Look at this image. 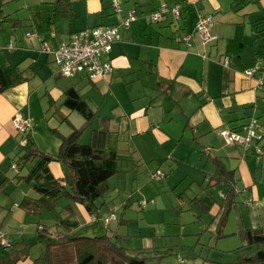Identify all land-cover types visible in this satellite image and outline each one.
<instances>
[{
  "label": "crops",
  "instance_id": "1",
  "mask_svg": "<svg viewBox=\"0 0 264 264\" xmlns=\"http://www.w3.org/2000/svg\"><path fill=\"white\" fill-rule=\"evenodd\" d=\"M53 1L55 0H37L30 4L25 19L17 17V27H28L33 19L29 9L43 2ZM81 1L85 4H80L75 9L73 0L71 13L57 20L47 40L39 35L33 37L40 42L41 52L32 43V51H38L39 54L35 59L31 58L27 65L22 60L17 63L6 58L5 51H13L15 46L11 37L5 44L0 37V57L3 64L12 67L19 64L26 76L23 83L9 87L0 94V183L6 186L4 191H0V210L20 207L30 215L29 222L33 216L41 217L44 210L27 209L21 204L24 198H36L38 195L19 177L28 172L31 163L22 166L14 159L25 142L26 135L16 130L13 125L14 116L21 113L30 121L29 132L37 147L55 156L59 151L61 135H69L73 128H78L71 117L74 112H78L63 104L64 93L71 88L77 91L81 88L79 92L91 109L100 118L111 119V138L120 154L118 173L113 177L118 178L128 168L133 173V183L138 187L134 185L129 190L127 187L131 184V178H125L123 182L119 179V186L126 187L125 190L120 189L126 199L120 196L119 203L114 202L112 205L111 201H115L116 196L111 200L105 198L108 209L104 205L95 214L88 213L85 206L76 201L77 213L71 205L73 198L58 200V204L51 210L46 209L56 216L57 228L53 231L54 235L65 234L60 223L66 218L77 225L74 227L73 224L72 232L97 224L98 218L106 217L111 212H115L116 219L113 220L116 222L111 220L110 224L124 223L125 219L122 216L119 220L117 212L123 209L125 215L135 207L134 193L144 191L145 185L148 192L146 196H150L147 200L154 201L151 204L158 202L156 209L160 211L156 212L158 216H154L156 219L151 222L150 216L144 217L149 224L165 227V233H169L173 226L183 230L186 214L182 210L188 205L195 218L193 223L198 225L199 231L197 234H189V237L197 241L195 247H192L193 245L184 242L183 233L158 234L154 230L150 234L151 243L145 245L142 242L144 249H152L159 254V248L171 246L170 243L177 237L173 246H179L181 250L185 248V252L192 253L188 255L194 259L192 264H197V259L201 261L200 264H237L241 256L239 254L246 255L254 250L244 240L243 232L264 228V84L259 82V78L264 77V0H120V12L113 8V0H78ZM163 4L170 8L181 4L182 16L178 24L173 22L174 16L170 11V15L167 12V16H163L160 21H150L151 13ZM130 9L136 10L137 18L130 26L125 27L122 20ZM207 14L213 16L210 33L217 37L208 43L193 34L198 15ZM63 22L67 23V39L62 34L59 36L62 32L59 25ZM173 23L176 26L173 27ZM99 25L119 27L121 39L113 44L109 53L114 66L113 73L98 80H91L85 74L63 76L53 54L45 51L43 44L47 43L54 48L69 41L73 34ZM15 29L10 31L14 33ZM28 29L32 31L29 27ZM188 36L189 41H185L184 38ZM15 38L18 39L19 36L16 35ZM226 57L231 60L229 67L220 63ZM33 64H36V68ZM251 68L255 70L252 76L246 73ZM40 70L42 77L47 72L50 89L43 83V78L39 81ZM84 79L88 86L91 85L90 90L88 86L78 87ZM83 89H86V95L96 93L94 105H91ZM34 109L44 113L39 116L38 121L33 114ZM42 118L46 122V129L43 128L46 132L41 133L44 141L47 140L48 149L47 145L46 149L40 147L36 133H33L35 123L40 126ZM255 119L257 136L250 148L244 149L240 143L227 141L221 134L222 130L227 129L244 137ZM84 123L85 120L79 127ZM99 125V117L88 123L81 136L85 142L82 144L91 143L93 132ZM255 153L257 160H254ZM56 162L58 161L50 163V170L65 185L64 167L61 162ZM218 162L232 173L230 179H216ZM157 171L164 174V178L157 181L164 189L154 193L152 183L156 180L152 177L154 181L150 180V172ZM143 178L147 179L143 180L145 183ZM171 182L174 183L170 185ZM20 184L25 185L27 191H16L15 187ZM184 184H187L184 190L190 196L189 199L183 198L184 194L177 196L178 188ZM110 189L109 185L108 191ZM169 192L173 202L167 198ZM18 199L20 205L17 204ZM226 201L231 205L228 212L222 208ZM63 202L68 204L60 206ZM176 202L181 211H170L174 212L170 217H179L180 223L173 222L171 227L165 217L168 210L176 208ZM145 203L139 206L144 209L149 204L147 201ZM7 213L10 215L5 217V222L9 224L8 219L12 218L11 222L15 220L17 212ZM2 214L0 212V218ZM4 226L5 223H0V230L5 232L8 239L0 238V264H32L33 255L29 249L37 242L31 241L28 233H21L19 226L14 225L12 231H7ZM90 229L92 228L88 227L84 231L91 233ZM96 229L100 230L99 226L96 225ZM37 230L34 238L39 234V229ZM208 236L211 239L206 244L203 243ZM224 239L227 243L236 241L238 245L226 247ZM214 240L216 242L213 245ZM200 245L208 249L206 257L202 251L201 255H197ZM169 253H172V249ZM225 253H230L231 259H223L221 256H226ZM234 253L237 254L236 257ZM184 260L187 259L184 257L181 264H185ZM165 261H169L166 264H174L172 257L161 263L165 264Z\"/></svg>",
  "mask_w": 264,
  "mask_h": 264
},
{
  "label": "trees",
  "instance_id": "2",
  "mask_svg": "<svg viewBox=\"0 0 264 264\" xmlns=\"http://www.w3.org/2000/svg\"><path fill=\"white\" fill-rule=\"evenodd\" d=\"M4 3L5 0H0V27L4 29L5 25H9V28L15 29L19 20L18 12H14L15 18L12 14H6L2 8ZM72 8L73 0L43 2L29 9L33 19L28 27L32 30L31 32H35L47 40L51 36L52 28L57 20L60 17L68 16ZM131 10L136 13L135 9L127 10V12ZM150 21L156 22L151 19ZM25 80V70H21L19 64L14 67L6 66L0 57V94ZM64 96L63 104L81 114L85 123L81 127L73 128L69 135H61L59 151L55 156L41 151L32 138L30 129L28 130L25 142L14 159L17 164L22 166L31 163L28 172L19 177L38 197H26L21 204L24 208L36 211L43 208L51 210L58 204V200L73 198L83 204L88 213L95 214L106 205L105 195L108 191V181L118 173L120 154H118L116 145H113V138H111L112 132L109 129L111 119L100 118L91 109L84 96L75 88L65 92ZM95 117H99L100 125L94 130L91 143L82 144L80 142L82 133ZM254 122L255 135L257 136V120L255 119L251 123ZM53 131L56 130L53 129ZM52 161L61 162L65 167V185H62L60 180L52 174L49 167ZM231 175L232 173L222 167L219 162L216 164V179H230ZM5 187L3 183H0V191H4ZM230 207L231 205L227 201L222 206L223 209L225 208V212H228ZM104 218H98L97 224L87 225L75 232L71 230L77 225L66 218L60 223L65 234L56 233V236L53 231L40 225L39 234L35 236L34 240L37 243L33 244L38 246V254L33 257L32 264H65L59 262L60 256L53 252V248L71 243L75 246V252L73 251L75 260H70V264H149L150 260L162 257L163 254L158 256L152 249L139 248L136 249L138 251H133L125 247L120 243L121 237L117 231L111 226L105 227ZM73 224L74 227H72ZM96 225L100 230L96 229ZM88 227L92 228L90 229L91 233L84 231ZM242 236L249 246L254 247V251L241 255L237 264H264V228L248 229L243 232Z\"/></svg>",
  "mask_w": 264,
  "mask_h": 264
},
{
  "label": "rangeland",
  "instance_id": "3",
  "mask_svg": "<svg viewBox=\"0 0 264 264\" xmlns=\"http://www.w3.org/2000/svg\"><path fill=\"white\" fill-rule=\"evenodd\" d=\"M36 1L37 0H5V3L3 4L2 8L5 11V13L12 14V16L14 18L16 17L14 15V12L17 11L18 12V17L23 20V19H25V17L28 14L27 13V7H29L30 4L35 3ZM74 3H75V9L78 6H80V4H85L84 1L78 2V0H74ZM163 5H166V4H163ZM168 15H170V12H168ZM165 16H167V14L164 15V17ZM173 22L178 24L179 20L174 18ZM25 24H26V22H25ZM174 25L176 26V24L173 23V27H174ZM59 26L61 27L60 29L62 31L61 33H59V36L62 34L61 36H63L65 39H67V37H68V32H66L67 31V27H66L67 23L63 22ZM10 30H11V28H9V25H5L4 29L0 28V37L2 39L3 44H5L8 41V39L11 37L12 38L11 41L13 42V45L15 46V49L13 51H5L6 58L8 60L9 59L10 60L13 59V61L17 62V63L20 60H22V62H24V65L29 64L30 59L31 58L35 59V56H37L39 54L38 51H32V49H31L32 43H34L38 47V49L40 51V47H41L40 42L37 39H35L33 37H28L26 35L27 32H31V31H29L28 27H26L25 25L24 26H18L15 29L14 33H12ZM16 35L19 36L18 39L15 38ZM220 63L223 66V59H221ZM35 65L33 64L34 68H36ZM40 73H41V70H40ZM42 78H43V83L47 86V88L50 89L51 83H49V78L47 77V72L43 73V77H42V73H41V75L39 76V81ZM86 86H88V82H87V80L85 81V79H84V81H82V83L78 84V87L84 88ZM87 88H89L88 90H90L91 89V85H89ZM80 89L81 88H79V90ZM86 89H83L84 92H85V95H86V92H87ZM104 92H105V90L102 91L103 94H104ZM86 97H87V99L90 100L91 105L95 104L94 101L96 102V100H97L95 92H92L90 95L87 94ZM34 110L35 111H34L33 114L35 115L36 120L38 121L39 120V116L41 117V115H44V113L43 114L39 113L37 111V109H34ZM71 117H72L73 123H75L78 127L84 121V118L79 113H76V112H74ZM40 121H41V122H39V124L41 123L40 126H37V124L35 123L34 128H33V130H34L33 133H36L35 136H36L37 142L39 143L40 147L42 149H46V145H47V149H48L49 145L46 142L47 140L44 141V139L42 138V133H41V132H43V133L46 132L43 129L46 126V122L43 120V118H42V120L40 119ZM65 129H66V127L63 128V130H65ZM87 134H89V132ZM80 142L81 143H85L84 142V138H81ZM242 147L244 148L245 146H242ZM254 160H257V154L256 153H255ZM56 163H58V162H56ZM62 165L63 164H61V166ZM254 166H255V164L253 165V167ZM119 169H121V168H119ZM126 170H127V172H125V171L121 172L118 178H117V176L116 177H112L108 181L109 185L111 186V189L106 193L105 198H107L109 200H111L112 197L114 199L115 196L117 198L115 201L114 200L111 201L112 205H114L113 204L114 202L119 203L120 196H122L123 199H126V195L123 194V193H120V189L125 190L126 187L125 186H119V179H120L121 182H123L127 178L128 179L131 178L130 179L131 180V184H130L129 187H127L129 190H131L134 185H136L135 186L136 188L138 187L137 184L133 183V181H134V179L132 177L133 173L131 171H129L128 168ZM64 172L66 173L65 167H64ZM151 173L152 172H150V180H152L151 177L154 180H156V182L152 183V187H153L154 193L162 191L164 188L161 186V183L157 182V181H160L162 178H164V174H162L161 171H157V172H154L152 174ZM160 175H162V176H160ZM143 180L147 181V179H145V178H143L142 181ZM154 180H152V181H154ZM144 181H143V183H145ZM173 183L174 182H171L170 185H172ZM186 185L187 184H184L183 186L178 188L177 196L181 195V194L182 195L184 194L183 198L189 199L190 196L188 194H185V190H186L185 186ZM13 187H14V185H13ZM143 189H144V191L138 190V191H135V193H134V200H136L135 207H132L130 210H128V212H126L125 215H124V210L123 209H121L120 212H117L119 220L123 216V218L125 219V222L122 223V224H120V223L110 224L111 228L115 229L117 231V233L120 235V237H121L120 243H122L125 247H127V248H129V249H131L133 251H138L136 249L143 248L142 247L143 246L142 242L145 245L151 243L152 238H151L150 234H151V232L156 230L158 234L160 232L162 234H168V235H178L180 233H183L185 235V236H183L184 242L186 244H188V245H193L192 247H195V243H197V241H196V239H193V238L189 237V234H191V233L197 234L198 231H199V228H198V225L193 223L195 218L190 213V210L188 209V205H186L183 208V210H182L183 213L186 214L185 215L186 218L184 217V219H185V222H184L185 224L183 226L184 229L180 230V227L173 226V228L169 231V233H165L164 232V228L165 227H161V225H158V224L154 226L153 224H149L147 222V220L144 219L145 216H148V217L150 216L149 218L151 220L149 222H151L152 220L156 219L154 216H158V213L156 214V212H160V211H158L156 209V206H157L158 202H157V204H151V203H154V201L147 200V197L150 198V196H146L148 192L145 189V185L143 186ZM15 190L16 191H21V192H23L24 190L27 191V189L25 188V185H23V184H20L19 187H15ZM16 191H14V192L16 194H18L19 192H16ZM172 191H174V188L172 189ZM29 193L31 195V191ZM135 197L137 199H135ZM155 197H156V195H155ZM167 198L170 199L172 202L174 200L172 198L171 192L168 193ZM16 201H17V204L20 205L19 204L20 199H18ZM145 201H147L149 204L147 205L146 208L142 209L141 206H139V204L145 205L146 204ZM187 202H189V201H187ZM66 204H68V202H63V203H60V206L61 205H66ZM77 204L78 203L76 202V200H72L71 201V205L76 209V211L78 213V205ZM175 206H176L175 209L168 210L167 213H166L167 217H165V221H167V223H170V226L172 225L173 222H175L177 224L180 223V218L179 217L176 216V217H174L172 219L170 217V215L174 214V212L178 213V212L181 211L177 207V202L175 203ZM107 207H109V205H106V210L108 209ZM112 207H114V206H112ZM114 209H116V208H114ZM170 211H174V212H170ZM0 212H3L2 217L0 218V223H5L4 227H7L6 228L7 231H12V229L14 228V225H15V227L19 226L18 227L19 231L21 233H25V234L28 233V238L31 241L35 240L34 235L38 231L37 229L40 228V226H39L40 224L44 225L50 231H55L56 228H57V225H56L57 222H56V219H55L56 216H53L52 214H50L46 209H44L42 211L41 217L38 218V217H34L33 216L32 219H30L31 222H29L30 215L25 213V211L22 210L20 207H16L15 206L14 210L13 209L9 210V207H8L4 211L0 210ZM7 212H17L15 220H13L11 222L12 218L8 219V221H10L9 224L5 222V217L10 215ZM149 212H152V214H149ZM111 213H115V212H111ZM196 213H198V212H196ZM112 221L116 222V220H112ZM38 223H40V224H38ZM175 230H176V232L174 233ZM0 235L3 236L4 238L8 239L6 234H5V232L2 231V230H0ZM210 239H211V237L208 236L204 240L203 243L206 244V242H208V240H210ZM165 240L166 239H164V241ZM176 242H177V237L172 240V242L170 243L171 246L165 247V248H159V250H161V252H159L158 256L163 254L162 257L153 259L152 261L150 260L148 263L149 264H162L161 263L162 260H166V259L172 257L173 260H174V264H176V262L178 264H181L182 259L184 257H187L188 255H192V253L189 254L188 252H185V248H183L181 250V248L179 246H173ZM215 242H216V240L213 241V245L215 244ZM228 242H230V241H228ZM237 243L238 242H236V241H232L230 243H227V241L224 239V244H225L226 247L227 246L236 247L238 245ZM163 246H161V247H163ZM74 247L75 246H74L73 243L66 244V245L64 244L63 246H56L55 248H53V252L59 254V256H60V258H59L60 261L59 262L65 263V264H70L71 263L70 260H75V254H73V251L75 252ZM250 247H251V249H254L253 246H250ZM170 249H172V253H169ZM29 250L32 253L33 257L38 254V247L37 246L32 245ZM201 251L203 252V256L207 255V253H208V249L207 248H203V245L199 246V249L197 251V255H201ZM225 255L226 256L222 255L221 257L223 259H227V257H228V259H231L230 258V253L229 254L225 253ZM239 255H242V253L239 254ZM236 256H237V254L234 253V257H236ZM193 260L194 259H192V258H188L187 260H184V262H185V264H192ZM196 261H197V264H200V262H201L198 259ZM167 262H169V261H165L164 263L166 264Z\"/></svg>",
  "mask_w": 264,
  "mask_h": 264
},
{
  "label": "built area",
  "instance_id": "4",
  "mask_svg": "<svg viewBox=\"0 0 264 264\" xmlns=\"http://www.w3.org/2000/svg\"><path fill=\"white\" fill-rule=\"evenodd\" d=\"M113 8L117 12L122 11L120 0H113ZM169 11L172 12L175 19L179 20L181 18V4H176L172 8L167 5H162L159 9L151 13L150 19L152 21H160ZM136 18V13L131 10L123 18L122 25L128 27ZM212 24L213 16L211 14L198 15L193 34L206 43L216 40L217 37L210 33ZM27 36L39 37L35 32H28ZM120 39L118 25H99L73 34L69 41L62 42L54 48L44 43L43 49L53 54L60 68V73L63 76L73 77L75 75L85 74L91 80H98L106 78L113 73L114 66L109 57V53L113 44ZM189 39V36L184 38L185 41H189ZM223 65L226 67L231 65L229 57L225 58ZM254 72L255 70L251 68L246 73L252 76ZM259 82L263 84L264 77H260ZM13 125L19 133L27 134L31 122L25 119L21 113H17L13 118ZM254 127L255 124L251 123L247 128V135L244 137L237 132L227 129L222 130L221 134L227 141H234L242 144L246 148H250L253 146L254 139L256 138ZM113 219H116L115 213L106 216L104 218L105 227H109ZM0 238L2 240L4 239L1 235Z\"/></svg>",
  "mask_w": 264,
  "mask_h": 264
},
{
  "label": "water",
  "instance_id": "5",
  "mask_svg": "<svg viewBox=\"0 0 264 264\" xmlns=\"http://www.w3.org/2000/svg\"><path fill=\"white\" fill-rule=\"evenodd\" d=\"M186 259H188L189 258V256H187V257H185Z\"/></svg>",
  "mask_w": 264,
  "mask_h": 264
}]
</instances>
